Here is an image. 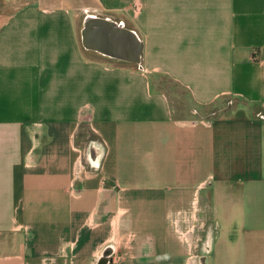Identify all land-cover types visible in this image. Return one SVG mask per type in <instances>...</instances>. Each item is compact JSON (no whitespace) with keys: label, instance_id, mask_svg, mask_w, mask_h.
Masks as SVG:
<instances>
[{"label":"crops","instance_id":"obj_1","mask_svg":"<svg viewBox=\"0 0 264 264\" xmlns=\"http://www.w3.org/2000/svg\"><path fill=\"white\" fill-rule=\"evenodd\" d=\"M65 4L0 24V264H264V0Z\"/></svg>","mask_w":264,"mask_h":264},{"label":"rangeland","instance_id":"obj_2","mask_svg":"<svg viewBox=\"0 0 264 264\" xmlns=\"http://www.w3.org/2000/svg\"><path fill=\"white\" fill-rule=\"evenodd\" d=\"M23 0H6L5 2L0 3V24L7 18L9 15L15 11L17 7H19L20 2ZM62 3H66L65 5L70 7L72 11H76L77 13H83L86 9V5H83L84 3H89L92 0H60ZM70 1V2H69ZM94 7V6H92ZM161 84V83H159ZM163 88L168 90L173 98V103L176 108L181 107V112L187 110V113L191 115H202L203 110L195 105L194 102H192L189 97H187V94L184 92L182 93L179 89L173 88L168 82L164 81L161 85ZM77 186H73V189H76ZM194 236L196 238H199V246H198V252H202V249H206L207 246H209V240L207 238H204L202 235L201 229H196L194 231ZM196 251V252H197Z\"/></svg>","mask_w":264,"mask_h":264},{"label":"water","instance_id":"obj_3","mask_svg":"<svg viewBox=\"0 0 264 264\" xmlns=\"http://www.w3.org/2000/svg\"><path fill=\"white\" fill-rule=\"evenodd\" d=\"M93 19L95 20L93 26L95 28V38L97 42H100L101 44H107L109 46L111 45L113 47L118 46V48L122 50V53L124 55L130 57L137 58L138 54L140 55V43L138 46V42L136 41L135 33L133 32V30L122 28L121 30L123 32H121L118 27H113L111 24L108 25V22H111V20L105 21L100 17H94ZM109 26L113 27L114 29L110 28ZM89 27L91 28L90 24L87 23L84 29V34L86 37H89L90 35Z\"/></svg>","mask_w":264,"mask_h":264},{"label":"flooded vegetation","instance_id":"obj_4","mask_svg":"<svg viewBox=\"0 0 264 264\" xmlns=\"http://www.w3.org/2000/svg\"><path fill=\"white\" fill-rule=\"evenodd\" d=\"M87 23H89V21L87 20V18H86V20H85V23H84V28L86 27V24ZM90 24V23H89ZM83 35H84V39H85V34L83 33ZM106 47H108V48H113L111 45L109 46V45H106Z\"/></svg>","mask_w":264,"mask_h":264}]
</instances>
